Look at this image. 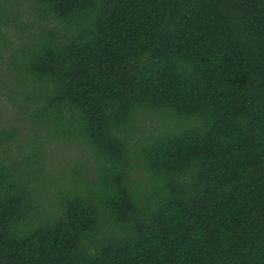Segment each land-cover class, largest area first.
Returning <instances> with one entry per match:
<instances>
[{"label": "trees", "instance_id": "obj_1", "mask_svg": "<svg viewBox=\"0 0 264 264\" xmlns=\"http://www.w3.org/2000/svg\"><path fill=\"white\" fill-rule=\"evenodd\" d=\"M0 72V264H264V0H0Z\"/></svg>", "mask_w": 264, "mask_h": 264}, {"label": "rangeland", "instance_id": "obj_2", "mask_svg": "<svg viewBox=\"0 0 264 264\" xmlns=\"http://www.w3.org/2000/svg\"><path fill=\"white\" fill-rule=\"evenodd\" d=\"M3 78H1V72H0V88H4L3 86ZM0 101V116L3 119L15 118V112L11 107L8 105L4 106L1 104ZM6 104V103H5ZM55 143H52L49 148L46 151L47 157L44 159L43 168L46 169V172H49V183L44 187L45 191L53 190L51 183H58L61 185V181L65 182L67 179L65 178V175L69 173V170L66 168H69L73 162L77 161L76 155L78 153H75L73 148L69 147H63L61 145H54ZM83 168L84 165H81ZM73 178V177H71ZM38 181L34 183V185L39 186ZM52 194V192H51Z\"/></svg>", "mask_w": 264, "mask_h": 264}]
</instances>
